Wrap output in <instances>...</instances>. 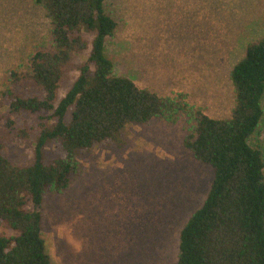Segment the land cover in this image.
Masks as SVG:
<instances>
[{"label":"trees","instance_id":"trees-1","mask_svg":"<svg viewBox=\"0 0 264 264\" xmlns=\"http://www.w3.org/2000/svg\"><path fill=\"white\" fill-rule=\"evenodd\" d=\"M32 1L50 26L0 93V264H55L42 236L45 195L67 190L95 149L123 148L128 125L181 115L192 125L183 146L213 179L180 229L176 264H264V152L251 144L264 119V37L231 70L230 115L212 118L184 94L114 74L105 40L117 23L105 0ZM25 146L27 162L6 158Z\"/></svg>","mask_w":264,"mask_h":264},{"label":"rangeland","instance_id":"rangeland-1","mask_svg":"<svg viewBox=\"0 0 264 264\" xmlns=\"http://www.w3.org/2000/svg\"><path fill=\"white\" fill-rule=\"evenodd\" d=\"M104 9L117 23L105 40L115 75L184 94L212 118L230 115V73L264 37V0H105ZM49 26L32 0H0V93L12 70H28ZM191 126L183 115L130 124L123 148L95 149L67 190L45 195L42 236L55 264H176L180 229L213 179L183 146ZM251 144L264 152V119ZM32 151L5 155L25 163Z\"/></svg>","mask_w":264,"mask_h":264}]
</instances>
